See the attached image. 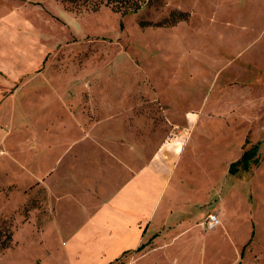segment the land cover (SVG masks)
Returning a JSON list of instances; mask_svg holds the SVG:
<instances>
[{
  "label": "rangeland",
  "instance_id": "obj_1",
  "mask_svg": "<svg viewBox=\"0 0 264 264\" xmlns=\"http://www.w3.org/2000/svg\"><path fill=\"white\" fill-rule=\"evenodd\" d=\"M7 1L30 24L10 40H25L21 56L35 65L4 75L9 89L0 90V264H69L62 242L101 198L94 171L104 154L120 187L176 143L189 168L182 191L197 184L207 199L181 213L198 224L220 215L224 200L230 239L222 226L197 227L185 244L146 246L110 264H264V0H159L125 16ZM172 12L188 16L139 25ZM253 146L258 164L229 175ZM66 172H76L73 182Z\"/></svg>",
  "mask_w": 264,
  "mask_h": 264
},
{
  "label": "crops",
  "instance_id": "obj_2",
  "mask_svg": "<svg viewBox=\"0 0 264 264\" xmlns=\"http://www.w3.org/2000/svg\"><path fill=\"white\" fill-rule=\"evenodd\" d=\"M8 5L7 0H0V39L6 40V43L0 40V90L9 89L6 87L8 84L5 83L7 80L4 75L8 76V73L12 72L14 76L18 77L21 72L24 73L25 69L28 67L32 69L35 65L33 59L21 56V53H24L29 47L25 40L21 48L18 44L20 42L14 43L17 40H10L19 33L20 29L17 27L21 26L22 31H25L30 24L24 21V13L21 10L19 13L18 11L11 12ZM9 24L14 26L12 31L8 29ZM33 33L32 37L35 38V31ZM9 41L12 44H9ZM33 49H36V52L38 50L35 47ZM36 55L39 56V54L34 56L36 57ZM21 58L24 63L16 68L12 69V66L8 64L10 60L20 61ZM41 59L42 56L38 61ZM168 149H171L172 152L167 153L164 150L161 153L162 149L158 151L143 168L131 175L120 187L117 186L121 182V172L111 170L109 160L104 154V159L99 163L100 168L96 167V171H94V178L100 179L103 183L100 185L101 189L98 188V191L101 190V198L89 200L87 210L84 211L85 214L81 215L79 223L71 229L65 241L62 242L65 258L69 264H110L125 253L136 251L142 245L156 247L160 244H167L165 247L172 249L182 243L185 237L192 236L193 238V232L197 227L207 231L203 223L210 212L200 215L204 218L198 224L197 222L193 223L197 217L191 222L193 214L181 213L182 210L189 209L182 205L187 204L186 202L189 200L195 202V208L199 206L203 208L202 204L207 199H204L203 194H197V184L193 190L191 189L187 193L182 191L185 177L189 178L187 174L189 168L183 159V154H180L181 151L177 152L174 146H170ZM66 173V178L73 182L76 172ZM145 180H150L155 188L151 192H144L145 202L140 208L132 207L129 204L131 196L137 195ZM76 181L77 186L86 183L80 177ZM96 184L99 186L95 181L88 185L94 187ZM197 196L202 197L204 201L197 204ZM216 208H219L220 211V215H218L221 226L226 230L225 236L230 239L227 229L229 215L224 209V200ZM249 230L250 226L248 232ZM194 238L195 241H199L197 237ZM246 239L241 241L239 247L234 250L238 251L243 247ZM187 242L184 241L182 244Z\"/></svg>",
  "mask_w": 264,
  "mask_h": 264
},
{
  "label": "trees",
  "instance_id": "obj_3",
  "mask_svg": "<svg viewBox=\"0 0 264 264\" xmlns=\"http://www.w3.org/2000/svg\"><path fill=\"white\" fill-rule=\"evenodd\" d=\"M56 3L61 5L67 12L76 13H96L101 8H109L114 13H119L122 16L139 12L144 6L150 7L157 4L159 0H54ZM187 14L181 12H172L164 20L151 23L141 21L140 27H169L175 25L177 22L186 20ZM257 151L258 147L253 146L249 150L245 151L240 160L229 166L228 173L234 174L237 165H242L244 169H247L250 165H257ZM144 245L140 246L135 252H140L144 249ZM243 252H241V256Z\"/></svg>",
  "mask_w": 264,
  "mask_h": 264
},
{
  "label": "bare ground",
  "instance_id": "obj_4",
  "mask_svg": "<svg viewBox=\"0 0 264 264\" xmlns=\"http://www.w3.org/2000/svg\"><path fill=\"white\" fill-rule=\"evenodd\" d=\"M177 145H180V143H176ZM177 145H175L176 151H180V147H177ZM155 186L154 184L150 181V180H145L143 184H141V189L140 191L137 193V195H132L131 196V200L129 202V204L132 207H137L140 208L143 203L145 202L144 200V192H151L152 190H154Z\"/></svg>",
  "mask_w": 264,
  "mask_h": 264
},
{
  "label": "built area",
  "instance_id": "obj_5",
  "mask_svg": "<svg viewBox=\"0 0 264 264\" xmlns=\"http://www.w3.org/2000/svg\"><path fill=\"white\" fill-rule=\"evenodd\" d=\"M203 226L207 231H213L217 227L221 226V220L219 215L216 213L207 214Z\"/></svg>",
  "mask_w": 264,
  "mask_h": 264
}]
</instances>
